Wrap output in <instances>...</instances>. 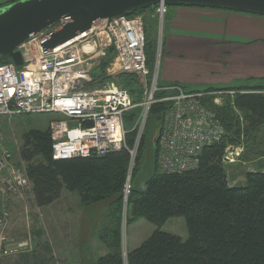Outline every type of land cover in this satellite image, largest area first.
<instances>
[{"label": "trees", "instance_id": "obj_1", "mask_svg": "<svg viewBox=\"0 0 264 264\" xmlns=\"http://www.w3.org/2000/svg\"><path fill=\"white\" fill-rule=\"evenodd\" d=\"M148 10L130 16L143 15ZM156 54V46L154 54L147 32L146 55L151 72L158 64L154 62ZM112 60L110 53L94 75L96 79L110 80L105 71ZM8 64H12L9 57L0 58V66ZM115 81L130 93L134 102L141 101L142 91L135 75L121 74ZM214 92L235 94L225 95L223 106L214 105V97L204 98V105L217 114L225 135L221 142L203 150L198 168L182 174H164L156 167L154 175L141 189L135 188L132 180L127 224L145 219L158 229L139 248L128 251L126 257L121 214L131 161L127 150L102 157L56 161L50 130L28 131L24 135L21 159L27 164L26 176L35 205L38 208L52 205L65 189L77 193L83 206L109 202L115 217L111 216V225L100 234L107 254L95 264H264V165L256 172L245 173L244 186H232L223 163L229 147H244L242 164L248 162L247 153L253 145L259 149L261 143L264 149V141L250 139L254 130L264 131V83L205 91ZM165 95L159 93L157 98ZM170 105L164 102L153 106L150 121L154 118L160 123ZM137 115L138 110L127 115L126 129ZM147 137L148 131L142 139L136 166L141 161ZM134 139V134L128 135L129 148L133 147ZM155 149L158 158V143ZM255 156L264 158V151ZM176 217L187 221L189 238L186 241L162 230ZM0 264H3L2 258Z\"/></svg>", "mask_w": 264, "mask_h": 264}, {"label": "built area", "instance_id": "obj_2", "mask_svg": "<svg viewBox=\"0 0 264 264\" xmlns=\"http://www.w3.org/2000/svg\"><path fill=\"white\" fill-rule=\"evenodd\" d=\"M154 9L159 27H163L169 8L160 4ZM64 24L61 21L32 35L19 48L24 60L22 66L13 63L0 66V118L56 115L58 118L49 128L56 161L102 157L127 150L131 157L124 189L127 207L132 175L142 139L149 128L151 110L158 103L169 102L171 105L162 115L159 126V170L164 174H182L197 169L203 150L221 142L225 135L217 114L208 109L203 100L223 93L188 92L178 85L160 88L159 63L153 72L147 64L143 15L98 22L70 41L45 49V44ZM110 53L113 61L106 70V78L110 80L104 82L94 75ZM121 74L135 75L144 85L140 102H134L130 93L117 85L115 80ZM159 92L167 93L166 98L156 99ZM218 101L215 100L217 105ZM135 110L138 115L126 129V117ZM129 134L135 136L132 148L127 143ZM242 155V147H229L223 163L236 164ZM30 188L26 170L14 164L11 150L3 141L0 123L1 198L18 196ZM9 215L3 207L0 258L18 256L30 247L27 240L12 241L7 232Z\"/></svg>", "mask_w": 264, "mask_h": 264}, {"label": "crops", "instance_id": "obj_3", "mask_svg": "<svg viewBox=\"0 0 264 264\" xmlns=\"http://www.w3.org/2000/svg\"><path fill=\"white\" fill-rule=\"evenodd\" d=\"M15 2L0 0V8ZM143 16L146 29L150 23L157 22L154 8ZM162 31L160 88L178 85L188 92H205L210 88L264 83V17L211 8L169 7ZM257 130L250 139L264 141V131ZM245 184L246 178L238 186ZM30 194L28 202L13 195L0 199L4 211L10 214L7 232L12 241L30 242L26 252L2 258L3 264H85L89 255L78 236H82L79 227L88 219L90 207L83 206L73 194L62 192L55 203L38 208ZM101 248L97 255L100 258L107 254Z\"/></svg>", "mask_w": 264, "mask_h": 264}, {"label": "rangeland", "instance_id": "obj_4", "mask_svg": "<svg viewBox=\"0 0 264 264\" xmlns=\"http://www.w3.org/2000/svg\"><path fill=\"white\" fill-rule=\"evenodd\" d=\"M4 1H8V0H4ZM19 1L21 0H17V2ZM147 32H148L149 42L152 44V50H154V54H155V46H156L157 56L154 62L158 61L159 63L161 42H163V31H162V27H159L158 19L157 22H153L149 24ZM158 41H159V45L157 44ZM105 75H106V71H105ZM138 81L143 96L145 92V87L140 82L139 79ZM157 94L155 96L156 99H158ZM166 95L160 97L158 100L166 98ZM225 95L231 96L226 92H223V94L212 95L211 97H214L213 98L214 105H217L215 103V100L218 99L219 101L217 106H223L227 98V96ZM57 118L58 117L54 114H30V115L16 116L12 118H0V123L3 126L4 143L11 150L14 164L26 170L27 164L22 162L21 159V151L24 145V140H23L24 135L30 130H38V131L49 130L51 122L56 120ZM159 126H161V122L159 123L154 118L151 121H149L148 137L145 142L142 158L139 165L137 164L136 169L132 175L133 185L135 186V188L141 189L145 185V183L154 175L156 167L159 170V165L157 162V154L154 144L156 131L158 130ZM258 145H262V144L260 143ZM254 146L256 147V145H253V148H251L249 153H247L249 159V160L247 159V161L249 163L243 162L244 164H242L240 158V161L238 163L233 165H226L231 185H234V183H236L237 185L240 184L242 180L245 178L246 172L248 171L253 172L255 171L256 167H259L264 163V158L261 159L255 156L257 152L264 151V149L263 148L255 149ZM241 147L243 148V154H244V147L243 146ZM255 161H257V164L252 163ZM232 166H236V167L233 168ZM30 192H31L30 190H25L15 198H19L23 202H28L31 199ZM63 192L65 193L69 191L65 189L63 190ZM69 193L73 194L76 198L80 199L77 193H71V192ZM0 199H2L1 195H0ZM1 204L2 203L0 201V212L3 209ZM89 207L90 209L87 215L88 219L84 220L79 227L82 236H78L80 237V240L83 242V246H85L86 254L89 255L88 257L89 259H87V262H85V264L94 263L93 261L96 262L100 258V256L97 255H99V252L102 249L101 246L104 248V252L106 253V248L100 243V234L102 233V230L104 228L106 229L108 228V226L111 225L112 223L111 216H114L112 210L113 208L110 209L109 202H104L97 205H90ZM125 207L123 213L121 214L124 257L128 251H132L134 249L139 248L158 229L155 225L151 224L145 219H140L138 221L127 224V207L126 208ZM19 209H21L20 210L21 213L23 211V208H21L20 206ZM162 230L168 233H175L176 235L182 237L184 241H186L189 238L187 221L184 217H176L170 219L163 226ZM73 264H81V263L73 262Z\"/></svg>", "mask_w": 264, "mask_h": 264}, {"label": "water", "instance_id": "obj_5", "mask_svg": "<svg viewBox=\"0 0 264 264\" xmlns=\"http://www.w3.org/2000/svg\"><path fill=\"white\" fill-rule=\"evenodd\" d=\"M160 4L168 8H211L264 17V0H21L0 8V58L9 57L15 66H22L19 48L32 35L61 21L65 24L45 44V49L70 41L98 22L127 17ZM159 136L158 128L155 148Z\"/></svg>", "mask_w": 264, "mask_h": 264}]
</instances>
